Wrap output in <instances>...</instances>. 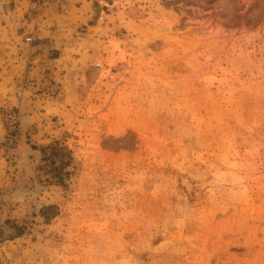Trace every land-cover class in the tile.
Instances as JSON below:
<instances>
[{
    "label": "rangeland",
    "instance_id": "1",
    "mask_svg": "<svg viewBox=\"0 0 264 264\" xmlns=\"http://www.w3.org/2000/svg\"><path fill=\"white\" fill-rule=\"evenodd\" d=\"M73 1L0 0V264H264V0Z\"/></svg>",
    "mask_w": 264,
    "mask_h": 264
},
{
    "label": "built area",
    "instance_id": "2",
    "mask_svg": "<svg viewBox=\"0 0 264 264\" xmlns=\"http://www.w3.org/2000/svg\"><path fill=\"white\" fill-rule=\"evenodd\" d=\"M71 0H28V7L25 10V25L29 27H33V29H38L41 32V28L47 29L55 26V21L49 18L47 15V9L53 3H58L59 7L65 8L68 6ZM52 24V25H51ZM42 33H39V39L43 40ZM26 41L28 43H33L35 41V37L29 35L26 37Z\"/></svg>",
    "mask_w": 264,
    "mask_h": 264
},
{
    "label": "crops",
    "instance_id": "3",
    "mask_svg": "<svg viewBox=\"0 0 264 264\" xmlns=\"http://www.w3.org/2000/svg\"><path fill=\"white\" fill-rule=\"evenodd\" d=\"M72 1L73 0H71L70 1V3L68 4V6H71V5H73V7H74V1H73V3H72ZM60 7H59V5H58V3H53V4H51L50 5V7L47 9V12H52L51 13V15H52V17H51V19L52 18H56V21L54 22L55 23V26H56V28H58L56 31H54V34H57L58 32H59V27H60V19H59V17H61L60 15L59 16H53L54 14H55V12L59 9ZM76 8H78V7H76ZM46 32H50L51 33V31H49V28H47L46 30H45ZM43 38V37H42ZM43 39H46V38H43ZM51 40H53V39H51ZM57 42V41H56ZM55 61V60H54Z\"/></svg>",
    "mask_w": 264,
    "mask_h": 264
},
{
    "label": "bare ground",
    "instance_id": "4",
    "mask_svg": "<svg viewBox=\"0 0 264 264\" xmlns=\"http://www.w3.org/2000/svg\"><path fill=\"white\" fill-rule=\"evenodd\" d=\"M104 17H105V14L102 13V14L100 15L99 22H102V21L104 20ZM185 184H186V182H185Z\"/></svg>",
    "mask_w": 264,
    "mask_h": 264
},
{
    "label": "trees",
    "instance_id": "5",
    "mask_svg": "<svg viewBox=\"0 0 264 264\" xmlns=\"http://www.w3.org/2000/svg\"><path fill=\"white\" fill-rule=\"evenodd\" d=\"M58 57L57 56H54V59H57Z\"/></svg>",
    "mask_w": 264,
    "mask_h": 264
}]
</instances>
